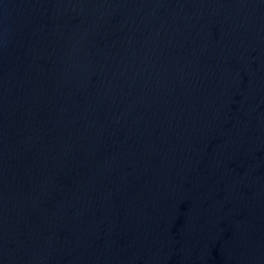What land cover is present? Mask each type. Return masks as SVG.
Wrapping results in <instances>:
<instances>
[{
	"label": "water",
	"instance_id": "water-1",
	"mask_svg": "<svg viewBox=\"0 0 264 264\" xmlns=\"http://www.w3.org/2000/svg\"><path fill=\"white\" fill-rule=\"evenodd\" d=\"M0 264H264V0H0Z\"/></svg>",
	"mask_w": 264,
	"mask_h": 264
}]
</instances>
